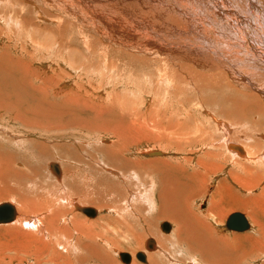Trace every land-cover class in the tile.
I'll list each match as a JSON object with an SVG mask.
<instances>
[{
    "label": "rangeland",
    "instance_id": "1",
    "mask_svg": "<svg viewBox=\"0 0 264 264\" xmlns=\"http://www.w3.org/2000/svg\"><path fill=\"white\" fill-rule=\"evenodd\" d=\"M22 1L25 8L16 5L15 0H12L11 5L5 4L2 10L0 8V13L3 14L0 16V108H2L0 115L6 111V119L0 123V128L3 130L0 131L2 136L0 137L4 136L2 141L5 142L7 139L10 143V145L0 146V154L9 151L13 154L12 159L17 157L14 160H18V156H21L22 160L26 161V165L24 163L16 166L20 169L23 166L22 171L24 170L28 177L25 181L23 177L21 182L14 173V180L6 178L5 181L8 180V183L11 181L8 186L19 185L25 194L27 192V196L35 197L32 200H37L39 209L23 215L22 218L32 220V217H36L42 227L37 229L38 232L43 229L48 231L46 227L50 221L46 220L52 214H48V211H51L50 207L48 208L51 200L58 201V205L55 204L57 210L54 213L59 217L63 212L65 213L58 220L60 221L58 224L64 226L69 223L65 226H70L74 215H77L78 221L85 223L84 220L87 219L96 222V225L92 230L95 234L90 237L91 240L82 236L77 238L75 231H72V228L70 231L67 227L72 235H61L62 239H66L62 240L64 242L62 245L70 244L67 247L71 248H64V250L62 246L57 250L54 247L56 242L54 245L52 238L49 237L44 239L47 242L46 246L50 247L38 250V247H33L35 244L31 242V245L27 244L29 239L26 236H24L26 240L20 236H13L12 233H8V230L6 231L7 228L0 225V258L3 259L0 260V264H41V262L45 264L44 261L51 258L46 255L50 253L52 246L55 251L61 252V259L70 255L69 258L73 260L71 264H101L99 260L94 259V255H97L100 260L103 259V264H124L118 256L122 252L130 254L134 264H144L135 258V254L143 252L151 256L159 249L156 243L154 250L148 252L145 249L148 239L156 240L154 235L148 236V229H156L157 223V233L159 232L160 235H171L172 239L177 235L176 223L166 220L168 216H162L164 218L162 220L163 218L161 219L158 215L164 205L158 198V192L162 190L158 179L160 176L156 171L154 173V170L145 168L151 162L154 163V160H164L169 165L167 168L170 169L169 174L187 185L190 184L187 183V174L180 171L179 166L182 165L190 173L195 174L199 171L202 174L195 187L197 191L193 190L189 200L191 199V207H195V212H199L198 217L205 216L207 225L211 227L200 228L201 233L198 234H201L199 236L203 241L212 242L215 252L217 250L216 253L234 254L231 251L233 249H236L238 253L245 251L246 259H242L243 264H264V236L260 234V227L252 221L250 215L252 211L264 227V195H260L261 189L264 188V167L259 169L258 165L250 160L238 159L241 164L256 168L251 176L246 174V180L254 186L253 190L247 191L248 189H244L243 185L234 182L230 177V173L236 171L238 175L245 178L238 164L229 160L231 155L227 154L230 152L235 153L237 158H247L245 146L249 148L255 142L264 143V57H260L257 37H252L247 26L253 22L247 11L252 7L259 6L257 8L260 12L262 11L264 21V0H256L258 4L255 0H233L237 6L244 9L237 12L248 20V24H243L241 27L233 26L227 20L225 12L217 9L212 0L202 1L205 6L200 8L203 11L199 9L192 12V16L186 14L189 11L185 10V4L191 5V2L187 0H115L104 6L98 0ZM122 2H125L128 7H125ZM253 2L256 5H253L255 4ZM15 13L18 16H15ZM252 13L255 12L252 11ZM140 19L141 22H139ZM211 22L218 24L217 34L222 33L215 35L222 38L220 41L217 40L219 44L217 43L216 48L225 49L227 39L231 48L216 51L210 58L208 55L202 56L193 51L197 47L194 43L200 36L199 30H201L202 38L211 37L213 42L210 44L213 45L216 41L212 37L214 34L211 30ZM196 28L199 30L197 31ZM189 30L193 31L189 32ZM154 31L161 33L160 36L157 37ZM191 32L194 34L192 35ZM164 35L167 37L165 38ZM200 41L201 38L199 43ZM123 42L125 43L122 44ZM174 42L180 43L178 45ZM173 43L177 46L172 47ZM235 43L238 48H246L247 51L243 49L246 53L243 51L244 53L241 52L242 55H239L241 50ZM182 44L185 45L184 48ZM140 46L143 47L140 48ZM167 47L172 48L170 50ZM236 49L238 50L234 54L232 50ZM166 55H170L171 58L165 57ZM195 55L197 57H194ZM215 58L223 61L225 65L222 67L212 65L204 70L199 62L206 59L214 63L217 62ZM206 75L211 79L205 82ZM217 75H225L226 81L215 79L214 76ZM196 76H199V79ZM221 82L224 86L218 88ZM250 94L258 101L250 97ZM17 108H28L27 121L35 123L37 119L45 120L43 127L47 132L38 131L29 126L32 123L27 124L14 118L12 113L18 110ZM50 110L55 111L56 115H63L64 119L73 117L74 121L79 122L77 121V124L72 122L71 125L64 120L57 123L59 130L56 127H50L54 125L48 124L49 119L51 122L56 121L54 116L48 117V114L51 115L48 112ZM223 111L230 115L223 114ZM212 118L217 120L218 125L214 123L215 126H213ZM218 126L226 129L220 130ZM30 128L32 129L29 130ZM5 130L9 134H5ZM18 135L24 136L22 140L24 145L21 147L11 143L14 139L12 137ZM230 143H234L235 147L242 149L243 152L227 147ZM115 145L117 147H114ZM107 149L115 152L118 150L114 158L115 161L116 158L120 160L121 166L112 164L114 161H110L106 163V167L119 174L120 179L110 177L109 172L107 173L101 165L97 164L103 160L107 161L105 157L111 159V156L107 154L110 151ZM155 151L160 152L161 156H147L148 153ZM208 153L218 157L224 156L228 161L222 164L223 159L219 158L221 163L219 169L209 171L199 169L196 166L198 160L209 165L213 164L208 163L209 159L205 158H210ZM262 155L264 152H258L256 159L260 157L263 160ZM61 160L64 166L63 180L65 181L63 183ZM188 162L191 163L188 165ZM51 163L57 164L60 168L61 174L58 181L49 169ZM158 164L155 165V169L160 168ZM193 166L195 168H191ZM174 167L178 168L174 169ZM163 168L158 171L165 170ZM32 176L33 178H29ZM15 180L20 183L15 184ZM240 186L244 187L243 191L242 188L239 189ZM79 189L84 190L85 196L90 198V192H92V198H98L97 201L101 205L82 204L76 201L71 206V203H67V197L69 195L70 199L78 200L81 195ZM219 189L221 192L216 195L214 201L217 202V199L221 198L223 203L220 207L224 210V215L222 218H212L207 214V210L219 208L211 202V198ZM228 189L231 191L232 199L227 196ZM97 190L102 192L96 193ZM75 191L79 192L78 195H74ZM104 192H108V195L101 202L99 197ZM13 195H8L9 201L2 200L0 204L12 203V199L17 202L16 195L14 193ZM186 195L183 193L180 200L186 202L187 199L184 198L188 196ZM237 197L249 204L248 209L233 210L228 206V204L235 205L234 199ZM61 198L64 199L62 202L59 201ZM250 199L254 200L249 201ZM179 205L180 202L178 208ZM76 206L91 207L97 214L93 218H88L76 211ZM137 207L142 210L138 214H142L140 219L146 218L143 222L137 218L138 215L135 213ZM16 211L19 217V209ZM232 213L244 215L250 225L248 231L237 233L226 230L225 222ZM163 223L171 226L168 234L160 230V225ZM198 234L188 242L185 240L181 247H170L171 257L175 258L159 260L158 264H172V262L180 264L182 257H188L185 254L187 252L195 257L194 264H208L205 260L210 257L209 254L204 253L202 247L194 246L198 244ZM37 236L41 238L42 234L39 232ZM250 237L263 242V247H260V241L255 247L252 246ZM68 238L71 239L69 240L73 242L72 244ZM112 242L118 244L114 246ZM190 246L197 248L192 249ZM184 247L189 248L184 249ZM41 250L44 251L45 257H41ZM54 259L60 261L59 264L62 263L55 253ZM187 261L190 260L186 259L185 262ZM148 262L146 257V264Z\"/></svg>",
    "mask_w": 264,
    "mask_h": 264
},
{
    "label": "bare ground",
    "instance_id": "2",
    "mask_svg": "<svg viewBox=\"0 0 264 264\" xmlns=\"http://www.w3.org/2000/svg\"><path fill=\"white\" fill-rule=\"evenodd\" d=\"M18 1V0H17ZM16 0H15V3H16V5H20L21 6V8H25L24 7V5L22 4V3H24L22 0H19V1H21L19 4H18V2H17ZM24 1H26V0H24ZM47 1V0H46ZM49 1H51V0H48V2ZM59 1V0H58ZM99 2H100V4H102L103 6L105 5V4H109V3H111V2H113V1H115V0H98ZM187 1H189V2H191V5H188V4H185V10L186 11H189L188 13H186L188 16H192L191 14H192V12L194 13L195 11H197V10H201V11H203L202 10V8H200V7H202V6H205L203 3H202V1L204 2V0H187ZM207 1V0H206ZM213 2H214V4H216L215 5V7L217 8V9H221V10H223L224 12H225V14H226V16L228 17V19L227 20H229V22H231V24H233V26L235 25V26H237V27H241L243 24L245 25V24H248V20H246V18H243V17H241L240 16V14L237 12V11H244V9L243 8H241V7H239V6H237L236 4H235V2H233V0H212ZM252 1H254V0H252ZM256 1V0H255ZM27 2V1H26ZM31 2V1H30ZM35 2H37V0L35 1ZM34 2V3H35ZM57 2V1H56ZM251 3V2H250ZM253 3H255V2H253ZM256 3L258 4V2L256 1ZM256 3L255 4H253V5H256ZM259 3H260V1H259ZM5 4L6 5H11V4H13L12 3V0H0V8H1V10H2V8H3V6H5ZM32 4H33V1H32ZM50 4V3H49ZM51 4H52V2H51ZM122 4L125 6V7H128V5L125 3V2H122ZM207 4V3H206ZM261 4V3H260ZM259 4V5H260ZM38 5V4H37ZM53 5V4H52ZM127 5V6H126ZM250 5V4H249ZM33 6V5H32ZM261 6V5H260ZM257 7H259V6H256L255 8H250V10H247L248 11V15H249V17L251 18V20H253V22H250V24H248L247 26H248V28L250 29V31H251V35H252V37H254V38H256V40L258 41V45L256 44V43H254V44H256L257 45V49L259 50V52H260V57H264V21H263V13H262V11L260 12V9L259 8H257ZM34 8V7H33ZM61 9V8H60ZM247 9V8H246ZM24 10V9H23ZM26 10V9H25ZM262 10V9H261ZM34 11V10H33ZM252 11L253 12H255V13H252ZM210 13V12H209ZM259 13V14H258ZM199 14V13H198ZM201 14V13H200ZM204 14V13H203ZM1 15H3L2 14V12L0 13V16ZM17 15V13H15V16ZM209 15V14H208ZM262 17H261V16ZM18 16V15H17ZM194 16H195V14H194ZM204 17H205V15H203ZM39 17V16H38ZM197 17V16H196ZM199 17H201V15L199 16ZM211 16H209V18H210ZM213 17V16H212ZM5 18H11V17H5ZM18 18V17H17ZM16 18V19H17ZM20 18V17H19ZM210 20V19H209ZM212 20H215V19H212ZM139 22H141V19H140V21ZM202 23H204L203 22V20H202ZM258 23V24H257ZM195 24V23H194ZM209 24V23H208ZM261 24V25H260ZM197 25V24H196ZM203 25V24H202ZM205 25H207V24H205ZM210 25H211V27H212V33L214 34L212 37L213 38H215L216 39V41H214V46L212 45V44H210L211 42H213L212 40H211V37H208L207 36V39H205V38H202V36H201V30H199V29H197V31L199 30V34H200V36H196L198 39H197V41H195V46H197L196 48H195V50L193 51V53L195 52L196 54H199V55H202L203 56V54H205V55H208L210 58L212 57V55L214 54V52H216V51H219V50H221V51H224V50H227V49H230L231 47H229V39H227V40H225V41H227V47H225V49H221V48H216L217 46H218V42H217V40H221L222 38H220V37H216L215 35H221L222 33H219V34H217L218 32H219V30H217V25L218 24H212V22L210 23ZM25 26V25H24ZM23 26V27H24ZM150 26V25H149ZM154 26V25H153ZM195 26V25H194ZM198 26V25H197ZM208 26V25H207ZM206 26V27H207ZM203 27V26H202ZM156 28H157V26H156ZM159 29V28H158ZM181 29V28H180ZM182 30V29H181ZM180 30V31H181ZM195 30V29H194ZM122 31V30H121ZM190 31H193V30H189V32ZM153 32V31H152ZM158 32V31H157ZM157 32H155L154 31V33L156 34V36L157 37H159L160 36V34L161 33H157ZM176 32H178V31H176ZM183 32V31H182ZM185 32V31H184ZM188 32V31H187ZM210 32V31H209ZM186 33V32H185ZM194 34V32H191V34ZM211 33V32H210ZM180 34V33H179ZM192 34V35H193ZM198 34V35H199ZM115 35V34H114ZM147 35H149V34H147ZM151 35V34H150ZM181 35V34H180ZM186 35V34H185ZM117 36V35H116ZM165 36V35H164ZM169 36V35H168ZM187 36H188V34H187ZM187 36H185V38L187 37ZM190 36V35H189ZM167 36H165V38H166ZM171 37V36H170ZM181 37V36H180ZM192 37V36H191ZM110 38H112V37H110ZM122 38H123V35H122ZM200 38H201V43H199V40H200ZM253 38V39H254ZM261 38V39H260ZM124 39V38H123ZM113 40V39H112ZM116 40V39H115ZM122 40V39H121ZM168 40H170V39H168ZM173 40V39H172ZM175 40V39H174ZM181 40H182V38H181ZM186 40H188V38H186ZM185 40V42H187ZM193 40V39H192ZM114 41V40H113ZM124 41V40H123ZM166 41V40H165ZM163 42V41H162ZM177 42V41H176ZM176 42H174L175 44H178V43H180V42H178V43H176ZM184 42V43H185ZM189 42V41H188ZM125 42H123L122 44H124ZM165 43V42H164ZM174 43H173V45H174ZM183 43V42H182ZM190 43V42H189ZM218 43V44H217ZM121 44V45H122ZM169 44H172V43H169ZM260 44V45H259ZM163 46H164V44H162ZM179 45V44H178ZM188 45V44H187ZM235 45H236V43H235ZM127 46V45H126ZM125 46V47H126ZM166 46H168L167 45V42H166ZM165 46V47H166ZM177 46V45H176ZM175 45L174 46H172V47H176ZM181 46V45H180ZM183 46H185V45H183L182 44V47ZM137 47H139V46H137ZM143 46H140V48H142ZM171 47V48H172ZM236 47L238 48V45H236ZM161 48H163L162 46H161ZM168 48V47H167ZM170 48V47H169ZM168 48V49H169ZM171 48H170V50H171ZM184 48V47H183ZM179 49V48H178ZM181 49V48H180ZM187 49H188V47H187ZM191 49V48H190ZM239 50H241L240 51V53L242 52V53H244L245 51H247L246 50V48H241V47H239L238 48ZM238 49H236V50H232V52L234 53V54H236V51L238 50ZM245 51H244V50ZM140 50V49H139ZM165 50V49H164ZM176 50V49H175ZM162 51V50H161ZM169 51V50H168ZM191 51V50H190ZM244 51V52H243ZM162 52H164V51H162ZM173 52H175L174 50H173ZM176 52H179V51H176ZM220 52V51H219ZM180 53V52H179ZM183 53V52H182ZM181 53V54H182ZM185 53H187L186 51H185ZM184 53V54H185ZM242 53L241 54H239V55H242ZM246 53V52H245ZM166 54V53H165ZM189 54H191L190 52H189ZM188 55V54H187ZM198 55V56H199ZM164 56V55H163ZM165 57H170V55L168 56V55H166ZM194 57H197L196 55L194 56ZM194 57H192L191 56V58H194ZM155 58V57H154ZM157 58V57H156ZM171 58V57H170ZM201 58H203V57H201ZM209 58V59H210ZM189 59V58H188ZM207 59V58H206ZM206 59H202V60H199V62H201L200 64H202L203 65V68H204V70L207 68H209L210 66H212V65H214V66H217V67H222V66H224L225 65V63L223 62V61H221V60H218V59H214V60H216L217 62H211V61H208V60H206ZM157 62V61H156ZM193 62V61H192ZM171 63V62H170ZM166 64V63H165ZM227 65H229V64H227ZM167 66V65H166ZM192 66H194V65H192ZM230 66V65H229ZM169 67V66H168ZM202 66H200V68H201ZM199 68V67H198ZM169 69H170V67H169ZM15 70V69H14ZM17 73V72H16ZM11 74V73H10ZM198 74H201V73H198ZM197 74V75H198ZM195 75H196V73H195ZM14 77V76H13ZM197 78L199 77V76H196ZM214 77H216L215 79H217V78H219V79H224V81H226V76L224 75V76H222V75H217V76H214ZM224 77V78H223ZM245 78V77H244ZM199 79V78H198ZM201 80H202V78H200ZM204 79H205V82L206 81H208V80H210L211 78L208 76V75H206V76H204ZM188 80V79H187ZM163 81V80H162ZM168 81V80H167ZM190 81L191 80H189V83H190ZM221 81V80H220ZM202 82V81H201ZM200 82V83H201ZM204 82V81H203ZM218 82V81H217ZM249 82H251V81H249ZM188 83V85H190V84H192V83H190L189 84ZM3 85H4V83H2ZM1 84V85H2ZM249 84V83H248ZM5 86V85H4ZM191 86V85H190ZM224 86V83L222 84V82L219 84V86H218V88H222ZM255 86V85H254ZM189 88V87H188ZM256 88V87H255ZM260 88V87H259ZM261 89H262V87H261ZM260 90V89H259ZM8 91V90H7ZM9 92V91H8ZM7 94V93H6ZM35 94V93H34ZM8 97V96H7ZM250 97H252V98H254L255 100H257V98H255L253 95H251L250 94ZM1 101V100H0ZM258 101V100H257ZM4 103V102H3ZM6 104V103H5ZM5 104H3V105H5ZM0 105H1V103H0ZM2 105V106H3ZM40 105V104H39ZM31 106V105H30ZM5 107H6V105H5ZM8 107H10L9 106V104H8ZM12 107H14V106H12ZM16 107V106H15ZM14 107V108H15ZM36 108V107H35ZM1 110H2V108H0ZM4 109V108H3ZM18 109V108H17ZM23 109V110H22ZM19 108L18 110H15L14 111V113H12V116L14 117V118H16V119H18L19 121H24V122H26L27 124L28 123H32L29 119V121H27V118H26V112L27 113H29V110H28V108ZM22 110V111H21ZM30 110H32V109H30ZM228 110V109H227ZM42 111V113L44 112L43 111V109L41 110ZM218 111V110H217ZM47 112V111H46ZM45 112V113H46ZM49 113H51V115L50 114H48L47 116L48 117H55L56 118V121L54 120L53 122H51V120L49 119V121H48V124L49 125H54V126H50V127H56V129H58L57 128V123H60V122H62V121H64V120H66V121H68V123H71V125H72V122L73 123H75V124H77V121L78 120H76V121H74V119H72V118H70V119H64L65 117L63 116V115H56V113H55V111H48ZM230 112V111H229ZM208 113V112H207ZM223 114H226V115H230V113H227V112H225V111H223ZM232 114V113H231ZM5 115H6V111H4V113L2 114V115H0V123H1V121H3L4 119H6L5 118ZM70 114H68V116H69ZM75 115V114H74ZM209 115V114H208ZM40 116V115H39ZM44 117H45V115H43ZM206 116V115H205ZM11 117V116H10ZM47 117V118H48ZM58 117H59V119H58ZM26 118V119H25ZM79 118V117H78ZM9 119V118H8ZM63 119V120H62ZM213 119V126H215V124H217V120H215L214 118H212ZM70 120V121H69ZM82 120V119H81ZM35 121V120H34ZM45 120H42V119H37L36 121H35V123H32L31 125H29V126H31V127H33V128H35V129H38V131H44V127H43V123H45L44 122ZM79 122V121H78ZM67 122H66V124H68ZM215 123V124H214ZM15 124V123H14ZM22 124V123H21ZM65 124V125H66ZM78 124H82V123H78ZM84 124V123H83ZM26 125V124H25ZM86 125V124H85ZM218 125V124H217ZM89 126V125H88ZM221 126H223V125H221ZM221 126H218V128L220 127L221 129L220 130H223V129H226V128H223L222 129V127ZM224 126H226V125H224ZM37 127V128H36ZM49 127V126H48ZM81 127H82V125H81ZM27 128V127H26ZM89 128V127H88ZM215 128V127H214ZM24 129V128H23ZM32 128H30L29 130H31ZM62 129H64V127H62ZM61 129V130H62ZM228 129V128H227ZM45 130H47L46 128H45ZM59 130V129H58ZM65 130V129H64ZM198 130H200V129H198ZM231 130V129H230ZM230 130H228V131H230ZM0 131H3L1 128H0ZM37 131V130H36ZM55 131V130H54ZM68 131V130H67ZM226 131V130H225ZM228 131H227V133H228ZM35 132V131H34ZM44 132H47V131H44ZM38 133V132H37ZM61 133V132H60ZM199 133V132H198ZM201 133V132H200ZM5 134H9L6 130H5ZM206 134V133H205ZM0 136H1V134H0ZM2 137V136H1ZM0 137V146L1 145H10V143L8 142L9 140H5V142H3L2 140H3V138H4V136H3V138H1ZM24 137V136H23ZM23 137L22 136H20V135H18L17 137L16 136H13L12 138H14L13 139V141L11 142V143H14L15 145H17L18 147H21V146H23L24 145V143H23ZM202 137V136H201ZM227 139V138H226ZM119 141V140H118ZM35 142V141H34ZM36 143V142H35ZM120 144V143H119ZM232 145V146H231ZM236 145H234V143H230V145L229 146H227V147H231V148H235V149H238L239 151H240V153H242L243 151H242V149H240V148H238V147H235ZM113 147V146H112ZM114 147H117V145H115ZM119 147V146H118ZM227 147H226V151H227ZM1 148V147H0ZM4 148V147H3ZM59 148V147H58ZM261 148V149H260ZM103 149V148H102ZM118 149V148H117ZM121 149V148H120ZM64 150H65V148H64ZM104 150V149H103ZM108 150V149H107ZM119 150V149H118ZM118 150H116V152L114 151V150H112V149H110V150H108V151H110V153H107V154H109L110 156H111V159H108L107 157H105V159H107V161L105 160H103V161H100L99 163H97V164H99V165H101L102 167H103V170L104 171H106L107 173L109 172V175H110V177L111 176H113V177H116V178H118V179H120L119 177V174H117V173H115V172H112L111 170H109L107 167H106V163H109L110 161H114V163H112V164H115V165H118V166H121V162H120V160L118 159V158H116V161H115V153H117V151ZM123 150V149H122ZM264 150V143H261V142H255L254 144H253V146H250L249 148H247L246 146H245V151H246V153H247V158H242V159H240V158H237L238 156L235 154V153H230V152H228L227 154L229 155H231L230 156V159L229 160H232V161H235L237 164H238V166H239V170L240 171H242L243 173H244V176H245V178H242V176H240V175H238L237 173H236V171H234V172H231L230 173V177H232V180L234 181V182H236V183H239V185H243L244 187V189H248L247 191H249V190H253V188H254V186H253V184L251 185L250 183H249V181L248 180H246V174L247 175H249V176H251V174L256 170V168L255 167H251V166H247L246 164H241V162L239 161V160H244V161H251L252 163H254V164H256V165H258V167L257 168H262V167H264V159L263 160H261L262 158H257L256 159V154L258 153V152H264L263 151ZM1 151V150H0ZM226 151H224V152H226ZM3 152V151H2ZM11 152V151H10ZM60 153V152H59ZM85 154V153H84ZM147 154V153H146ZM207 154V153H206ZM209 155H210V158L208 157H205L206 159H209L208 160V163H213L212 165H209V164H206V163H203L202 162V160H198L199 162L196 164V166L199 168V169H203V170H205V171H209L210 169H219V168H221V163L223 164L224 162H227L228 160L226 159V157H224V156H222V157H218L217 155H213V153H208ZM224 154V153H223ZM226 154V153H225ZM226 154V155H227ZM13 154L12 153H9V151L7 152V151H4L3 153H1L0 154V201H2V200H7L8 199V195H10V196H14L13 195V193L16 195V198H17V202H14V199H12L11 200V202L13 203V204H15V205H17V206H15V205H13L12 203H10V204H12L13 206H15L14 207V209L16 208V209H19V211H20V216L19 217H17V211H16V209H15V212H16V216H15V218H14V220L12 221V222H9V223H6V224H0L1 226L3 225L5 228H7L6 229V231L8 230V233H12V235L13 236H17V237H22V238H25V240H26V237L29 239V241H27V242H29V243H27V244H30V242L32 243V244H35V246H33V247H38V250L39 249H44L45 250V247H50L49 245L48 246H46V244L45 243H47L46 241H45V237L47 238V237H49L50 239L52 238V242L54 243V245H55V242H56V246H54L57 250H58V248H60L61 246V248H63V250H64V248L65 249H68L69 247H67L68 245H70V244H68V245H62L64 242H62V240H66L65 238L64 239H62L61 238V235H72V234H70V231H71V228H72V231H75V234H76V236L78 235V237L77 238H79V237H81L82 236V238H90V237H93L94 236V234L95 233H92V230H93V228H94V226L96 225V222H92V221H88L86 218H84V219H86V220H84L85 221V223H83V222H80V221H78V219H77V215H74V220H73V222L70 224V226H65V225H68L69 223H66V224H64V226H62V224H58L60 221H58L61 217H63L64 216V212H63V214H62V216H61V214H60V216L61 217H59L56 213H54V212H56V210H57V206L56 205H58L57 204V202L58 201H50L48 204V208L49 209H51V211H46L48 214H50V213H52L51 214V216H49V219H45L46 221H50V224H47V223H49V222H47L46 224H47V230L48 231H46L45 229H43V230H40L39 232L42 234V237L41 238H39L38 236H37V233L39 234V232H38V228H42L41 227V223H40V221L39 220H37V218L36 217H32V220H26V219H24V218H22L23 217V215H26V214H28V213H30L31 211H35V210H38L39 209V207H38V203L36 202V201H34V200H32V198L31 197H29V195L27 196L26 194H27V192H26V194H25V192L23 191V189L18 185L17 187H13V186H8V184L11 182H9L8 183V180H7V182L5 181V179L7 178V179H10L11 180V178L14 180V177H13V174L16 176L17 175V177L21 180V182L23 181L22 180V178L24 177V181H25V179H26V177H28V176H26V174H25V171L23 170L22 171V168H23V166H22V168L20 169L19 167L17 168V166L16 165H18V164H24L26 161L24 160H22V157L21 156H18V160H14V159H16V158H11V156H12ZM64 155V154H63ZM74 155V154H73ZM154 155H159V156H161V153L160 152H158V151H155L154 153L153 152H150V153H148L147 154V156L149 157V156H154ZM67 156V155H66ZM108 156V155H107ZM262 156H264V155H262ZM119 157V156H118ZM224 157V158H223ZM41 158V157H40ZM71 158V157H70ZM104 158V157H103ZM219 158H221V159H223V161L220 163L219 162ZM49 159V158H48ZM73 159V158H72ZM239 159V160H238ZM21 161V162H20ZM41 161V160H40ZM156 161V162H155ZM33 162V161H32ZM160 163V164H158V163ZM185 162H187L186 160H185ZM191 162H188V165L190 164ZM151 164H153V165H151ZM157 164L158 165H160V168L158 167V169H155V167L157 166ZM216 164V165H215ZM25 165H26V163H25ZM24 165V166H25ZM156 165V166H155ZM187 165V164H186ZM185 165V166H186ZM168 164L164 161V160H162V161H158V160H154V163H150V165L148 166V167H145V166H139V167H145L146 169H151L150 171H153L154 170V173H155V171L159 174V185L162 187V190L161 191H159L158 192V198H160L159 199V201H161L162 203H164V205H163V208H165V209H163L162 208V210H161V206H159L160 207V209L159 210H161V211H159V214L158 215H160L161 216V219L163 218L162 216H168L167 218H165L166 220H168V221H171L172 223H176V225H177V228H176V231H177V235L175 236V238L174 239H172L171 238V235L170 236H163V235H160L159 234V232L157 233V223L155 224V226H156V229H148V236L149 235H151V236H153L156 240L154 241L155 243H156V246L157 245H159V249L156 251V253H154V254H152L151 256L148 254V255H146V253H144L145 254V256L148 258V260H149V262H148V264H158V261L159 260H162V259H167V260H171L172 258H175V257H171V254H170V252L171 251H169V249H170V247H181L182 245H184V243H185V240L188 242L190 239H192L193 237H195L199 232L201 233V231H200V228H202V229H205V227H208V228H211L210 226H208L207 225V218L204 216V217H202V218H199L198 217V214H199V212H195V207H191V203H190V201H191V199L189 200V197L191 196L190 194L193 192V190H195V191H197V189L195 188L196 187V185H197V182L199 181V179H200V177L202 176V174L201 173H199V171L197 172V173H195V174H193V173H190V172H188V170L186 171L185 170V168L181 165V166H179V170L180 171H182L183 173H186L187 174V176H186V179H187V183H190L189 185H187L186 183H184V182H180L179 180H177V178H175L174 176H172L171 174H169V170L167 169L168 168ZM192 166V165H191ZM59 167V166H58ZM60 167H61V170H62V180H63V178H64V166H63V162H62V160H61V165H60ZM164 167V168H163ZM171 167V166H170ZM169 167V168H170ZM72 168V167H71ZM161 168H163V169H165V170H160V172L158 171L159 169H161ZM172 168V167H171ZM178 168V167H177ZM176 167H174V169H177ZM191 168H195V166H193V167H191ZM60 169V168H59ZM107 169V170H106ZM255 169V170H254ZM32 170V169H31ZM30 170V171H31ZM72 170V169H71ZM167 170H168V172H167ZM51 171V170H50ZM70 172V171H69ZM105 172V173H106ZM171 173V172H170ZM182 173V174H183ZM10 174V175H9ZM60 174H61V172H60ZM115 174V175H114ZM177 174V173H176ZM176 174H175V176H176ZM30 175V174H29ZM68 175H69V173H68ZM9 176H11V177H9ZM31 176V175H30ZM35 176V175H34ZM55 176V175H54ZM69 176H72V175H69ZM78 176V175H77ZM240 176V178H237V177H239ZM9 177V178H8ZM17 177H16V179H17ZM56 178H57V181H58V177L57 176H55ZM177 177V176H176ZM178 177H179V175H178ZM29 178H33V176L32 177H29ZM71 178V177H70ZM70 178H68L69 180H70ZM163 179V180H160V179ZM19 179H17L18 181H19ZM28 179V178H27ZM59 179H60V176H59ZM107 179V178H106ZM62 180H60V181H62ZM72 180V179H71ZM105 180V179H104ZM185 180V179H184ZM16 181V180H15ZM18 181H16V183L15 184H19L18 183ZM27 181V180H26ZM65 180H63L62 181V183L64 182ZM186 181V180H185ZM232 181V182H233ZM253 181H255V180H253ZM29 182V181H28ZM24 183V182H23ZM33 183V182H32ZM13 184V183H12ZM14 184V185H15ZM41 184V183H40ZM108 184V183H107ZM235 184V183H234ZM23 185V184H22ZM237 185V184H236ZM39 186H41V185H39ZM63 186V185H62ZM61 186V187H62ZM72 185H70V187H71ZM160 186H159V188H160ZM224 186H226V185H224ZM223 186V187H224ZM238 186V185H237ZM27 187H28V185H27ZM27 187H25V188H27ZM42 187V186H41ZM65 187V186H64ZM68 187V186H67ZM76 187H78V186H76ZM112 187V186H111ZM24 188V189H25ZM39 188V187H38ZM37 188V189H38ZM116 188V187H115ZM242 188V186H240V188L239 189H241ZM243 188H242V191H243ZM28 189V188H27ZM26 189V190H27ZM36 189V190H37ZM40 189V188H39ZM71 189H74V188H71ZM77 190V189H76ZM80 190V189H79ZM229 191H227V196L229 197V198H231L232 199V197H231V191H230V189H228ZM31 191V190H30ZM245 191V190H244ZM29 192V191H28ZM33 192V191H32ZM32 192H30V193H32ZM36 192V191H35ZM64 192V191H63ZM62 192V193H63ZM67 192V191H66ZM80 192V193H79ZM77 191V193H76V191H75V194L74 195H78V193L79 194H81V195H79V199L78 200H73L72 198L70 199L69 197V195H68V197H67V199H68V201H67V203L69 202V204L71 203V206H72V203L73 202H76V201H78L79 203H82V204H90V205H96V206H100L101 204L97 201V199L96 198H92L93 197V194H92V192H90V196H91V198L89 197V196H85L86 194H85V191L84 190H80V191ZM102 192V191H101ZM101 192H98V190L96 191V193H101ZM221 192V190L219 189L217 192H215V194H214V196L211 198V202H213L214 203V205L216 206V207H219L218 209H208L207 210V214H209V216L210 217H212V218H215V217H223V215H224V210L220 207L221 206V204L223 203L222 202V200H221V198L219 197V199H217L218 201L217 202H215L214 200H215V197H217L216 195L217 194H219ZM246 192V191H245ZM187 194L186 196L187 197H184L185 199H187L186 200V202L185 201H182V200H180V197H181V195L182 194ZM34 194V193H33ZM31 196H32V194H30ZM108 195V192L106 193V192H104L103 193V195H101L99 198L101 199V202H102V200H105V196H107ZM110 195V194H109ZM260 195H264V188H262L261 189V191H260ZM36 196V195H35ZM130 196H132V194H130ZM48 197V196H47ZM145 197V196H144ZM15 198V197H14ZM141 198V197H140ZM143 198V197H142ZM33 199H35V197L33 198ZM64 199H60L59 201H63ZM132 200L134 201V198H132ZM131 200V201H132ZM251 200H254V199H250L249 201H251ZM7 201H9V200H7ZM248 201V202H249ZM47 202V201H46ZM141 202V201H140ZM180 202V207L178 208V203ZM66 203V204H67ZM234 203H235V205H231V204H228V206H230V208H233V210L235 209V210H240V209H248V207H249V204L247 203V202H245L244 200H242L241 198H235L234 199ZM56 204V205H55ZM224 204L226 205V203L224 202ZM40 205V204H39ZM141 205V204H140ZM145 205V204H144ZM43 206H44V204H43ZM61 206V205H60ZM149 206V205H148ZM152 206H154V205H152ZM193 206H194V203H193ZM47 207V206H46ZM67 207H68V205H67ZM43 208H45V207H43ZM42 208V209H43ZM153 208V207H152ZM230 208H229V210H230ZM46 209V208H45ZM49 209H47V210H49ZM137 210L135 211V213H136V215H138V214H140L141 212H142V210L140 209V208H136ZM139 210V211H138ZM67 211H68V209H67ZM72 211H73V208H72ZM133 211V210H132ZM42 212V211H41ZM134 212V211H133ZM46 213V214H47ZM58 213V212H57ZM190 213H191V215H190ZM54 214H56V215H54ZM253 214V212L251 211L250 212V215H251V218H252V221L256 224V225H258V227H260V234H262L263 236H264V227L261 225V223L259 222V220H258V217L257 216H255L254 214V216L252 215ZM84 215V214H83ZM189 215V216H188ZM193 215H194V217H193ZM141 216H142V214L141 215H138V219L139 220H141L140 218H141ZM25 218H26V216H25ZM89 218V217H88ZM146 218L144 217V218H142V222H143V220H145ZM42 220V219H41ZM64 220H65V218H64ZM162 220H164V218L162 219ZM247 220V219H246ZM52 221H54V222H52ZM61 221H63V219L61 220ZM123 221V220H122ZM43 222V221H42ZM248 222V221H247ZM11 223V224H10ZM62 223V222H61ZM150 223V222H149ZM143 224V223H142ZM168 224V223H167ZM249 224V223H248ZM162 225V224H161ZM161 225H160V230H161ZM45 226V225H44ZM3 227V228H4ZM67 227L68 228H70V231L67 229ZM92 227V228H91ZM150 227H152V226H150ZM249 228H250V225H249ZM159 229V228H158ZM190 229H193V230H196V231H194V232H190L189 230ZM170 230H171V226H170ZM170 230H169V232H170ZM227 230V229H226ZM249 230V229H248ZM247 230V231H248ZM37 231V232H36ZM229 231V230H228ZM34 232H36V234L34 233ZM94 232V231H93ZM149 232H150V234H149ZM169 232H167V233H165V234H168ZM230 232H235V231H230ZM245 232V231H244ZM7 233V234H8ZM237 233H242V232H237ZM75 234H73V235H75ZM99 235V234H98ZM199 235H201V234H198V241H197V245H194V246H197V247H202L201 249L203 250V252L204 253H206V254H209V258L208 259H206L205 261L206 262H208V264H243V261H242V259H246V255H245V251L244 252H241V253H238V251L236 250V249H233V250H231V251H233V253L234 254H226V253H216L217 252V250H216V252H215V246L213 245V243L212 242H210L209 243V241H203L202 240V237H200ZM24 236H26V237H24ZM75 236V237H76ZM102 236V235H101ZM66 237V236H65ZM74 237V236H73ZM67 238V237H66ZM264 238V237H263ZM70 238H68V240H69ZM240 239V238H239ZM250 240H251V245L252 246H254L255 247V245H257L258 244V242L260 241V240H258V239H256V238H252V237H250L249 238ZM67 240V241H68ZM71 240V239H70ZM69 240V241H70ZM73 240V239H72ZM78 240V239H77ZM90 240H91V238H90ZM262 240V239H261ZM264 240V239H263ZM69 241H68V243H69ZM83 241V240H82ZM100 241V240H99ZM143 241V240H142ZM173 241V242H172ZM101 242H103V241H101ZM70 243L72 244L73 242H71L70 241ZM98 243V242H97ZM112 243H114V242H112ZM209 243V244H208ZM110 244H111V240H110ZM115 244V243H114ZM114 244H112V245H114ZM118 244V243H117ZM117 244H115L114 246H116ZM140 244V243H139ZM192 244V243H191ZM259 244H260V247H263V242H259ZM31 245V244H30ZM89 245V244H88ZM92 245V244H91ZM90 245V246H91ZM111 245V246H112ZM58 246V247H57ZM64 246V247H63ZM76 246V245H75ZM100 246V245H99ZM156 246H154V247H156ZM84 247H88L87 245H84ZM190 247H192V249H196L197 247H193V246H190ZM10 248V247H9ZM28 248V247H27ZM71 248V247H70ZM189 247H184V249H188ZM12 249V248H11ZM14 249V248H13ZM30 249V248H29ZM86 249H88V248H86ZM145 249H146V244H145ZM1 250V249H0ZM28 250V249H27ZM31 250H33V249H31ZM49 250V249H48ZM62 250V249H61ZM147 250V249H146ZM154 250V249H153ZM14 251V250H13ZM148 251V250H147ZM188 251V250H187ZM186 251V252H187ZM198 251V250H197ZM229 251V250H228ZM231 251H229V252H231ZM4 252V251H3ZM3 252H2V254H3ZM44 251H40V253L42 254L41 255V257H45V255H44V253H43ZM67 252V251H66ZM97 252V251H96ZM95 252V253H96ZM148 252H150V251H148ZM175 252V251H174ZM223 252H224V250H223ZM227 252V251H226ZM54 253L56 254V256H59V259L61 260V264H71V261H73L72 259H70L69 258V256H67L65 259H61V252H58V251H55L54 250V248H53V246H52V248H51V250H50V253L49 254H47L46 255V257H48V256H50L51 258H49L47 261L45 260L44 262H45V264L46 263H50V264H59L60 263V261L58 262L57 260H55L54 259ZM72 253V252H71ZM97 253H99V252H97ZM96 253V254H97ZM101 253V252H100ZM31 254V253H30ZM35 254V253H34ZM33 254V255H34ZM39 254V253H38ZM37 254V255H38ZM69 254V253H68ZM188 257H186V256H184V257H182V261H179L180 262V264H184L183 262H185V260L186 259H188V260H190L189 262L187 261V262H185V264H194L195 262H196V259H195V257H192V255L191 254H189L188 252L187 253H185ZM239 255V256H238ZM31 256V255H30ZM36 256V255H35ZM100 256V255H99ZM175 256V255H174ZM215 256V257H214ZM38 257V256H37ZM40 257V256H39ZM104 257V256H103ZM79 258H81V256L79 257ZM78 258V259H79ZM134 258V257H133ZM136 258V257H135ZM179 258V257H178ZM215 258H216V260L219 262H217L216 263V260H215ZM248 258V257H247ZM35 259V258H34ZM39 259V258H38ZM46 259V258H45ZM52 259V260H51ZM94 259H96V260H99L100 262H101V264H103V259H99L98 258V256L97 255H94ZM180 259V258H179ZM0 260H3L2 258H0ZM36 260V259H35ZM215 260V261H214ZM40 261V260H39ZM38 261V262H39ZM81 261H82V259H81ZM131 261H132V263L130 262V264H134V261H133V259H132V257H131ZM176 261V260H175ZM178 261V260H177ZM41 262V261H40ZM169 262H171V261H169ZM43 262H41V264H42ZM175 263V262H174ZM37 264V263H36ZM144 264H146V262L144 263ZM172 264H173V262H172ZM179 264V263H178Z\"/></svg>",
    "mask_w": 264,
    "mask_h": 264
},
{
    "label": "water",
    "instance_id": "3",
    "mask_svg": "<svg viewBox=\"0 0 264 264\" xmlns=\"http://www.w3.org/2000/svg\"><path fill=\"white\" fill-rule=\"evenodd\" d=\"M49 169L51 172L59 177L60 176V169L57 164L51 163L49 165ZM76 211H79L86 215L87 217L93 218L96 216V210L93 208H85V207H79L76 206ZM16 216V212L14 209V206L10 203L4 202L0 204V224H6L9 222H12ZM225 228L229 231H235V232H244L249 229V224L241 213H232L228 216L226 222H225ZM161 229L163 232L167 233L170 230V225L167 223H163L161 225ZM155 242L153 239H148L146 241V249L148 251H152L154 249ZM119 259L124 264H129L131 262V255L125 252L119 253ZM135 257L138 261L145 263L146 262V256L143 252H137L135 254Z\"/></svg>",
    "mask_w": 264,
    "mask_h": 264
}]
</instances>
